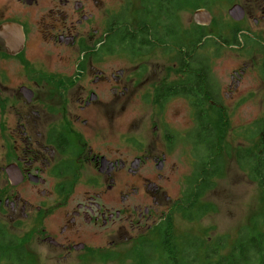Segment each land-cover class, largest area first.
<instances>
[{
	"label": "flooded vegetation",
	"instance_id": "obj_1",
	"mask_svg": "<svg viewBox=\"0 0 264 264\" xmlns=\"http://www.w3.org/2000/svg\"><path fill=\"white\" fill-rule=\"evenodd\" d=\"M122 1L0 0V212L32 227L59 262L167 220L182 164L202 147L197 115L225 111L222 97L245 89L252 69L232 70L222 90L201 43L189 52L169 34L165 46L140 47L141 1L131 13ZM241 6L264 23V3ZM245 34L264 63V43ZM166 110L190 113L191 131L172 127Z\"/></svg>",
	"mask_w": 264,
	"mask_h": 264
},
{
	"label": "rangeland",
	"instance_id": "obj_2",
	"mask_svg": "<svg viewBox=\"0 0 264 264\" xmlns=\"http://www.w3.org/2000/svg\"><path fill=\"white\" fill-rule=\"evenodd\" d=\"M120 1L122 0H108L109 3L115 4H119ZM139 1L141 0H123L122 4L131 5L133 2L132 10L129 12L131 13L138 9ZM246 3L253 8L264 3V0H210V4L206 7L213 15V23L205 30L206 36L212 40V43L201 48L199 53L203 58L209 60L214 78L219 86L224 90L230 83L232 70L242 67L244 63L252 65V69L245 78V89L237 92L233 98L222 97L221 101L225 105V111L210 110L207 113L208 120L215 131L217 153L221 154L223 159V169L220 175L213 180L214 186L203 193L197 204V207L206 208L208 211L199 220L193 222L183 217L185 205L179 200L184 197L190 178L193 176L196 159V157H187L182 164L186 179L176 189H173L171 195L176 201L174 204L172 203V210L168 217L171 218L174 237L178 242L189 237H200L205 242L208 241L212 244L220 237H227L228 246L221 251L222 255L229 254L241 229L248 227L253 232L264 231V202L261 200L260 189L257 183L250 180L247 174L239 168L236 161L238 151H258L261 149L264 139L262 49L256 45V40L245 34L249 31L250 35H256L264 43V23L256 25L248 17L236 22L228 14L234 4L244 5ZM202 7L200 0H178L177 19L180 32L178 37L173 39V44L176 47L184 46L188 51L195 44L193 33L196 24L193 15ZM217 41L221 44L225 42L228 45L224 48L222 45H216ZM213 43L214 45H212ZM160 54L159 56L158 51L155 59H163L162 53ZM125 112H130V110L127 109ZM134 114L135 112L124 114V122L128 129H132L133 124L126 121ZM163 114L165 120L172 127L182 132H185L186 128L190 131L193 128L190 113L183 114L184 116L179 119L176 118L181 114L176 111L166 110ZM190 131L189 134H191ZM190 146L189 142L187 148L192 151L193 147L190 148ZM0 223L5 225L9 233L18 238L26 248V264H140L138 255L142 254V243L152 241L158 244L160 242L158 232L162 224L150 232L135 235L131 241L122 242L118 237H115L113 238L116 241L114 246L105 245L101 254L93 252L92 248L91 253L88 252L68 261L61 260L59 262V258L50 249L36 243L35 231L32 227L15 228L10 225L7 217H4L1 212ZM111 232L109 229L108 233ZM205 252V249L200 251L199 264H205ZM161 255L162 252L158 250L155 259L157 262L162 261ZM2 264L8 263L2 262Z\"/></svg>",
	"mask_w": 264,
	"mask_h": 264
},
{
	"label": "trees",
	"instance_id": "obj_3",
	"mask_svg": "<svg viewBox=\"0 0 264 264\" xmlns=\"http://www.w3.org/2000/svg\"><path fill=\"white\" fill-rule=\"evenodd\" d=\"M200 3L206 8L210 0H200ZM141 5L144 10L141 12L143 22L140 26L143 28L139 37L140 47L165 46L169 41L167 40L169 34L171 35L170 43L173 44V39L177 38L180 32L177 19L178 0H141ZM194 27L198 28L196 25ZM198 29H195L193 33L195 44L202 43L206 37L205 29L201 31ZM211 43V40L204 41L202 48ZM188 51L190 52V49ZM197 116L199 123H202L201 128L200 126L198 128V131L202 129L203 133L202 147L199 143L195 144L197 157L194 173L181 200V203L185 205L183 217L191 222L199 220L208 211L206 208L197 207V204L203 193L214 186L213 180L223 169V159L221 154L217 153L214 128L206 113ZM236 161L249 179L257 183L261 200L264 202V139L258 151H238ZM170 219L163 221L160 226L158 244L152 241L142 243V254L138 255L140 264H199L202 249L206 251L205 264H264V231L262 230L253 232L248 227L241 229L229 254L222 255L221 251L228 246L227 237H220L212 244L200 237H189L178 242L174 237ZM158 250L162 252V261L157 262L155 259ZM26 260L27 250L22 246L21 241L0 223V264L2 262L26 264Z\"/></svg>",
	"mask_w": 264,
	"mask_h": 264
},
{
	"label": "water",
	"instance_id": "obj_4",
	"mask_svg": "<svg viewBox=\"0 0 264 264\" xmlns=\"http://www.w3.org/2000/svg\"><path fill=\"white\" fill-rule=\"evenodd\" d=\"M228 14L230 18L236 22L244 20L246 16L244 8L239 4L233 5L229 9ZM193 19L195 23L200 26H210L213 22L212 14L207 9H198L195 11Z\"/></svg>",
	"mask_w": 264,
	"mask_h": 264
}]
</instances>
